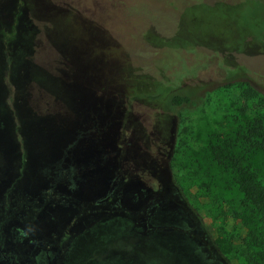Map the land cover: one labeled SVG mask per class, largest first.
I'll use <instances>...</instances> for the list:
<instances>
[{
  "label": "rangeland",
  "instance_id": "374dc122",
  "mask_svg": "<svg viewBox=\"0 0 264 264\" xmlns=\"http://www.w3.org/2000/svg\"><path fill=\"white\" fill-rule=\"evenodd\" d=\"M206 52L227 71L183 65ZM159 84L192 101L140 98ZM254 119L264 0H0V246L31 264H249L232 248L251 215L214 155L248 153Z\"/></svg>",
  "mask_w": 264,
  "mask_h": 264
},
{
  "label": "trees",
  "instance_id": "16d2710c",
  "mask_svg": "<svg viewBox=\"0 0 264 264\" xmlns=\"http://www.w3.org/2000/svg\"><path fill=\"white\" fill-rule=\"evenodd\" d=\"M254 25H258L257 30H259V26L261 25L260 22H254ZM4 32L3 36L8 38L9 35L6 31ZM11 34L12 33H10V35ZM203 54L208 56L206 53ZM181 60L183 65H194L199 68L198 70L209 65H216V63L219 67L224 68L225 70L227 69V67L223 66L218 58H209L207 61L205 59L204 61L198 60L196 63L192 64L187 63L183 58ZM160 62L161 61L158 60L157 67H166L159 64ZM175 67L174 71L182 69L181 61L179 62V65ZM252 73L255 74V72ZM173 81L175 83L178 82L177 80ZM157 87L161 88V90L153 94L139 95L140 98H160L161 106L176 108L182 107L192 101L191 97L186 94L171 91L172 87L170 86L159 84ZM130 98L132 99L133 97ZM160 124V129H163L162 126H164V122L161 121ZM139 128L142 129V135H147V131H150V127L146 123L144 124V129L141 126ZM256 133L260 140L249 141V139L247 137L245 138V135L240 130L235 132V140L232 144L237 140L240 144L245 141H249L248 153H246L247 151H245L242 147H239L241 155H232L231 152L227 151L228 153L223 156H221L220 153L214 155V159L223 168V171L227 176L226 182L228 184L232 183V185L236 187L237 191L241 193L240 205L243 208H246L251 215L249 225L253 226L249 227L248 233L244 237L240 238L239 244L233 246L232 249L239 256L244 257L249 264H264V178L261 174L259 175V170L255 166L254 159L252 158V154L254 152L264 151V126L258 119L253 120V127L249 131V136H254ZM165 150V146L162 145V149L159 150V155L165 152Z\"/></svg>",
  "mask_w": 264,
  "mask_h": 264
},
{
  "label": "flooded vegetation",
  "instance_id": "af4514ba",
  "mask_svg": "<svg viewBox=\"0 0 264 264\" xmlns=\"http://www.w3.org/2000/svg\"><path fill=\"white\" fill-rule=\"evenodd\" d=\"M207 55L203 54L201 55V57H196L193 53H191L190 55L194 58L195 62L197 60H201L204 61V59L207 61V59L210 58V56L213 55V53H207ZM219 61H221V56L217 55ZM217 63L216 65H212V69L215 71L217 68ZM227 71V70H225ZM200 72V70L198 71V73ZM197 73V75H198ZM148 132V131H147ZM147 138H148V142H149V146L146 147L145 145H143L142 140H139V144L141 146V148H144L145 150H147L149 153H151L155 158L159 156V150L162 149V145L160 144L159 140L157 138H155L154 136H152L149 132L147 134ZM13 242L11 240H7L3 246H0V264H31L30 261H28V258H21L20 256H18V251H16L15 249H13L12 247H10L9 245H12Z\"/></svg>",
  "mask_w": 264,
  "mask_h": 264
}]
</instances>
